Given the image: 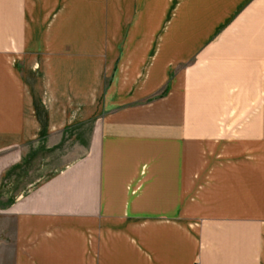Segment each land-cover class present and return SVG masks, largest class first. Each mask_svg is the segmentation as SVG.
<instances>
[{"label": "crops", "instance_id": "1", "mask_svg": "<svg viewBox=\"0 0 264 264\" xmlns=\"http://www.w3.org/2000/svg\"><path fill=\"white\" fill-rule=\"evenodd\" d=\"M262 55L264 0H0V264H264Z\"/></svg>", "mask_w": 264, "mask_h": 264}, {"label": "rangeland", "instance_id": "2", "mask_svg": "<svg viewBox=\"0 0 264 264\" xmlns=\"http://www.w3.org/2000/svg\"><path fill=\"white\" fill-rule=\"evenodd\" d=\"M254 63L256 68L260 71L258 72V82L260 83L256 87L255 95L247 102H236L235 104L228 103L226 110L229 111L231 116L226 119H219V126L223 128L227 127L226 129L228 130H237V133H241L251 126L261 127L264 125V56H257ZM249 66H252V64L250 63ZM47 154L48 153L45 152V157H51L47 156ZM35 175V171H28L27 175L22 177L20 184L23 183V181V185L29 183ZM6 198L7 195H5V192L2 193V196L0 195V205L7 201Z\"/></svg>", "mask_w": 264, "mask_h": 264}]
</instances>
